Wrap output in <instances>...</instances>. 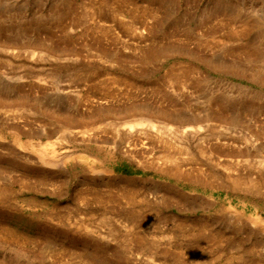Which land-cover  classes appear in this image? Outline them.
<instances>
[{"label":"rangeland","instance_id":"374dc122","mask_svg":"<svg viewBox=\"0 0 264 264\" xmlns=\"http://www.w3.org/2000/svg\"><path fill=\"white\" fill-rule=\"evenodd\" d=\"M0 264H264V0H0Z\"/></svg>","mask_w":264,"mask_h":264},{"label":"bare ground","instance_id":"6f19581e","mask_svg":"<svg viewBox=\"0 0 264 264\" xmlns=\"http://www.w3.org/2000/svg\"><path fill=\"white\" fill-rule=\"evenodd\" d=\"M156 120H153V121H151V120H149L148 118H143V119H140V121H138L139 123H142V124H145V123H147L148 124V126H149V124H151V126H152V124H153V122H155ZM159 123H160V121H158ZM162 122V121H161ZM154 125V124H153ZM163 127V126H166L167 128L168 127H170V126H168V124L166 123V122H163V123H160V125H159V127ZM156 127V126H155ZM154 127V128H155ZM159 127H157V128H159ZM160 127V128H161ZM165 127V128H166ZM152 128V127H151ZM172 129V128H171ZM167 143V142H166ZM169 143V142H168ZM166 145V144H165ZM168 146H170V147H172L173 148V146H171V144L170 145H167V147ZM174 147L176 148V145H174ZM172 148H169V149H172ZM219 148V147H218ZM222 148V147H221ZM220 149V148H219ZM221 150V149H220ZM178 152V151H177ZM177 152H175V153H177ZM170 153H172V152H170ZM172 197H173V195H172ZM176 197V196H175ZM178 197V196H177ZM169 198H171V197H169ZM177 200V199H176Z\"/></svg>","mask_w":264,"mask_h":264}]
</instances>
